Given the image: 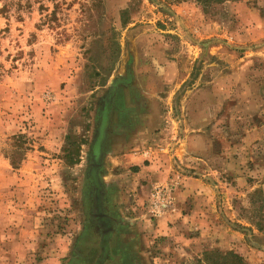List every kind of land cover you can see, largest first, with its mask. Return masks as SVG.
I'll list each match as a JSON object with an SVG mask.
<instances>
[{"label":"rangeland","instance_id":"1","mask_svg":"<svg viewBox=\"0 0 264 264\" xmlns=\"http://www.w3.org/2000/svg\"><path fill=\"white\" fill-rule=\"evenodd\" d=\"M243 1L0 0V264L94 263L88 154L114 80L131 78L118 92L113 131L133 134L129 149L144 162L168 152L165 124L176 129L174 119L204 111L200 104L224 109L218 128L231 141L260 123L248 101L264 97V64L257 43L242 37L264 40V30H247ZM249 3L264 14V0ZM245 52L248 63L236 64ZM159 114L167 118L160 128ZM149 123L154 132L134 138ZM108 149L105 142L101 177L113 190ZM242 155L246 185L232 196L231 218L251 247L244 264H264V196L256 193L264 191V132ZM128 178L110 210L116 264H164L168 251ZM159 186L173 194L178 185Z\"/></svg>","mask_w":264,"mask_h":264},{"label":"crops","instance_id":"2","mask_svg":"<svg viewBox=\"0 0 264 264\" xmlns=\"http://www.w3.org/2000/svg\"><path fill=\"white\" fill-rule=\"evenodd\" d=\"M247 1H243L251 19V26L247 30L252 29L251 32L256 33L259 31L257 28H261L260 31H263L264 14H261L255 3L247 4ZM246 35L242 39L246 43H257L258 50L254 54L264 64L263 38L255 39ZM227 54L219 55L227 61ZM247 55L245 52L244 57L236 64L248 63ZM258 66L262 68L261 73H264V66ZM248 103L251 111L256 106L261 121L246 130L238 140L231 141L224 128H218L227 116L224 109L218 111L213 106L200 104L199 107L204 108V111L195 112L192 109L182 114L183 117L174 119L176 129L165 124L161 136H165L163 147L168 152L153 154L145 162L139 156H133L129 149L132 142L136 141L132 140L133 134L130 138L121 129L112 131L107 160L113 174V181L110 182L113 190L107 183L112 197L116 193L120 196L123 179L129 177V180H134L130 187L134 191V200L137 203L146 200L147 208V201L154 187L174 181L178 185L173 191L174 209L153 220L155 227L152 233L158 241H162L159 247L164 248V253L168 251L166 256L162 254L164 264H186L189 259L199 258L203 251L212 249L233 251L244 260H250L251 247L244 241V235L234 229L231 217L236 210L230 204L233 194H241V188L246 185L242 173V154L247 145L259 139L264 132V97L260 95L257 101L251 100ZM159 116H162L158 118L160 128L167 118L164 119L161 114ZM144 128L147 129L140 131L137 128L138 135L134 138L138 139L140 134H145L143 137H146V133L150 136L156 129L151 123ZM118 167L124 171L116 173ZM130 167L135 169L131 171Z\"/></svg>","mask_w":264,"mask_h":264},{"label":"flooded vegetation","instance_id":"3","mask_svg":"<svg viewBox=\"0 0 264 264\" xmlns=\"http://www.w3.org/2000/svg\"><path fill=\"white\" fill-rule=\"evenodd\" d=\"M131 83L130 77H121L114 80L106 95L104 96L101 104V109L99 112L98 126L96 130V136L98 135L99 129L104 128L105 142L107 149L111 141L112 131L114 127V106L116 98L118 97V92L122 86H127ZM106 130V133H105ZM92 141V142H93ZM105 142L103 144L102 154H104ZM92 145V143H91ZM108 152V150H107ZM107 154V153H106ZM103 156V155H102ZM94 162L92 160L91 146L88 154V169H87V179L90 184V208L89 215L92 230L94 232V243L98 249V254L94 260L93 264H116V256L113 254L112 240L115 234L116 221L113 219L111 214L112 207V194L107 185L102 180L103 173V162L102 167L98 169L97 173L90 169L91 164ZM102 169V171H101Z\"/></svg>","mask_w":264,"mask_h":264},{"label":"built area","instance_id":"4","mask_svg":"<svg viewBox=\"0 0 264 264\" xmlns=\"http://www.w3.org/2000/svg\"><path fill=\"white\" fill-rule=\"evenodd\" d=\"M174 209L173 194L170 186H156L152 189L147 201V214L158 218Z\"/></svg>","mask_w":264,"mask_h":264},{"label":"trees","instance_id":"5","mask_svg":"<svg viewBox=\"0 0 264 264\" xmlns=\"http://www.w3.org/2000/svg\"><path fill=\"white\" fill-rule=\"evenodd\" d=\"M6 11L7 6L4 4L0 9V13H6ZM55 14L56 8L54 6V9L50 13V17L55 16ZM256 193L264 196V191L258 190ZM196 264H244V261L241 256L233 252L221 253L219 251H206L202 259L196 260Z\"/></svg>","mask_w":264,"mask_h":264},{"label":"water","instance_id":"6","mask_svg":"<svg viewBox=\"0 0 264 264\" xmlns=\"http://www.w3.org/2000/svg\"><path fill=\"white\" fill-rule=\"evenodd\" d=\"M101 130L102 129H99V131H98V135H97V137L95 138V140L92 142V145H91V154H92V160L94 159V162L91 164V166H90V169H92V167L93 168H96V166H97V162H95V154H96V151H97V148H98V145L101 143V141H102V138L100 137V134H101ZM105 133H106V130H105ZM105 137V134L103 135V138ZM100 163H102V156H101V160H100ZM98 167H102L101 166V164H100V166H98ZM99 168V169H100Z\"/></svg>","mask_w":264,"mask_h":264},{"label":"bare ground","instance_id":"7","mask_svg":"<svg viewBox=\"0 0 264 264\" xmlns=\"http://www.w3.org/2000/svg\"><path fill=\"white\" fill-rule=\"evenodd\" d=\"M105 128V127H104ZM104 128H102V130H101V134H100V137L102 138V141H101V143L98 145V148H97V151H96V154H95V162H97V166H96V168H93L92 167V171H95V173H97V171H98V169H99V167L98 166H100V160H101V156L103 155L102 154V149H103V144H104V142H105V137L103 138V135H104Z\"/></svg>","mask_w":264,"mask_h":264}]
</instances>
